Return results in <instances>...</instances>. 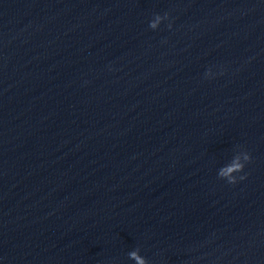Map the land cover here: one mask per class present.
<instances>
[{
	"label": "clouds",
	"instance_id": "1",
	"mask_svg": "<svg viewBox=\"0 0 264 264\" xmlns=\"http://www.w3.org/2000/svg\"><path fill=\"white\" fill-rule=\"evenodd\" d=\"M167 14L165 16L156 15L155 19L150 21L149 27L153 30L157 29L159 22L162 19H166ZM171 27V25H169ZM241 156L243 159V162H241ZM251 160V156L247 152H242L240 155H237L233 158V161L231 164L223 167L219 173L218 176L222 179H226L229 184H235L237 183V177L236 175H233V173H240L243 172L245 164ZM240 180L246 179V176H240ZM130 258L137 261V264H146V261L144 258H142L140 255H138L137 252H131L129 253Z\"/></svg>",
	"mask_w": 264,
	"mask_h": 264
}]
</instances>
